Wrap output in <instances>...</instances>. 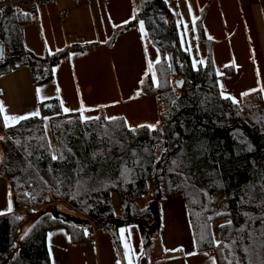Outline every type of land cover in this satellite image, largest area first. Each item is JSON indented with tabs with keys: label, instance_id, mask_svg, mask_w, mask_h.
<instances>
[{
	"label": "trees",
	"instance_id": "obj_1",
	"mask_svg": "<svg viewBox=\"0 0 264 264\" xmlns=\"http://www.w3.org/2000/svg\"><path fill=\"white\" fill-rule=\"evenodd\" d=\"M136 1L133 18L114 31L108 46L143 22L159 63L155 79L153 73L144 75L134 96L158 97L162 110L156 126L131 129L123 118L103 115L82 120L77 113L62 114L57 100L41 103L39 115L11 126H5L0 113V178L18 206L0 216V264H51L49 231L63 229L69 242L78 244L92 224L109 235L121 264L125 259L118 230L136 225L142 254L154 264L157 260L149 258L161 228V205L174 196L183 198L197 252L212 253L217 264H264V98L257 93L237 104L222 97L212 42L200 25L203 12L197 32L206 60L194 68L165 2ZM31 22V15L0 12V76L27 67L38 86L52 80V69L63 57L90 46L36 56L22 39ZM170 54L184 82L178 95L170 82ZM149 184L152 199L141 208L138 202ZM51 205L64 207L79 221L54 217ZM23 216L35 219L18 238Z\"/></svg>",
	"mask_w": 264,
	"mask_h": 264
},
{
	"label": "crops",
	"instance_id": "obj_2",
	"mask_svg": "<svg viewBox=\"0 0 264 264\" xmlns=\"http://www.w3.org/2000/svg\"><path fill=\"white\" fill-rule=\"evenodd\" d=\"M163 1L175 17L181 47L188 52L192 66L191 51L195 50L197 67L205 64L207 52L197 32L203 12L200 25L204 37L212 42L211 55L222 97L237 104L257 93L264 98L261 91L264 89V0ZM136 2L55 0L52 4L39 5L31 14L32 22L22 31L26 50L42 57L70 46L90 47L63 57L52 69V80L38 86L33 85L27 67L0 76V102L4 108L7 106V111L1 113L4 124L9 107L11 114L14 109L13 116L18 114L16 110L21 112L18 116L40 114L41 103L57 100L62 114L77 113L82 120L103 115L107 120L123 118L131 129L155 127L162 110L158 97L134 96L142 77L153 73L159 61V53L144 25L141 28V22L135 24L119 35L112 47L108 46L114 31L133 18ZM173 77L177 75L170 76L171 83L175 81ZM44 127L48 137V118L44 119ZM10 204L12 209L13 196L0 178V216L15 211L8 210ZM164 209L166 218L162 216ZM160 230L162 253L166 256L161 255L154 264H213L214 261L217 264L212 253L195 250L181 196L162 203ZM85 235L82 242L71 244L63 229L49 231L46 243L51 264H121L111 238L103 229L92 224L86 228ZM118 235L125 264H149L142 254L136 225L120 228Z\"/></svg>",
	"mask_w": 264,
	"mask_h": 264
},
{
	"label": "rangeland",
	"instance_id": "obj_3",
	"mask_svg": "<svg viewBox=\"0 0 264 264\" xmlns=\"http://www.w3.org/2000/svg\"><path fill=\"white\" fill-rule=\"evenodd\" d=\"M191 56H192V60H193V66H194V63H195V66L194 68L197 67V56H196V53H195V50H192L191 51ZM178 80L180 79L178 76L177 77H173V80ZM172 84V90L178 95L180 94L181 91H179L173 84V82L171 83ZM5 109L7 111V106L5 104ZM18 111V114L16 116L19 115V113H21L19 110H16V112ZM8 113V112H7ZM10 116H13L12 114H15L14 113V109L12 108V114H11V111H10V107H9V113H8ZM13 125V124H12ZM51 134L48 135V141H49V144L51 147H53V144H52V141H51ZM152 199V193H151V185L149 184L148 185V191L147 193L143 196V198L138 202V205L139 207L143 208L145 207L149 201ZM113 206H114V210L116 212L117 215H119V208H118V205L116 203V199L113 198ZM55 207L59 208L61 211L69 214L70 212L68 210H66L64 207L62 206H58V205H51L49 206V209H55ZM45 211V208L43 207L41 209V212H44ZM162 216L166 218V210H162ZM33 219L32 217H28V216H23L22 218V225H21V228L18 232V238H21L28 230V228L30 227V225L32 224L33 222ZM164 249V245H163V233L161 235V230L159 231L158 233V236L154 239V243H153V248L152 250L150 251V260H158L159 257H161V255L163 256H166V253L164 254V252L162 253ZM168 254V253H167Z\"/></svg>",
	"mask_w": 264,
	"mask_h": 264
},
{
	"label": "built area",
	"instance_id": "obj_4",
	"mask_svg": "<svg viewBox=\"0 0 264 264\" xmlns=\"http://www.w3.org/2000/svg\"><path fill=\"white\" fill-rule=\"evenodd\" d=\"M55 0H0V9H12L19 15H31L42 4H52Z\"/></svg>",
	"mask_w": 264,
	"mask_h": 264
},
{
	"label": "water",
	"instance_id": "obj_5",
	"mask_svg": "<svg viewBox=\"0 0 264 264\" xmlns=\"http://www.w3.org/2000/svg\"><path fill=\"white\" fill-rule=\"evenodd\" d=\"M1 59H2V46L0 45V60ZM169 60H170L171 74L172 75H176L177 71H176V68H175V65H174L172 54L169 55ZM173 84L179 91H181L182 88H183L184 82H183L182 79H179V80L173 81ZM48 107H50V105H48ZM44 108H46V106H44ZM46 204H47V201H46ZM12 209L16 211L18 209V206L15 203H13ZM51 213H52V215L54 217L62 219V220H65V221H69V222H73V223H76V222L79 221L78 218H75V217L70 216L68 214H65L63 212H60L57 209H53Z\"/></svg>",
	"mask_w": 264,
	"mask_h": 264
},
{
	"label": "snow or ice",
	"instance_id": "obj_6",
	"mask_svg": "<svg viewBox=\"0 0 264 264\" xmlns=\"http://www.w3.org/2000/svg\"><path fill=\"white\" fill-rule=\"evenodd\" d=\"M3 9H0V12H2ZM189 11L191 12V5H189ZM24 15H28L27 13H24ZM195 22V21H194ZM143 27V22H141V28ZM209 39H211V37H209ZM157 63H159V61L157 60L156 61ZM201 64L204 63V61H200ZM194 66H195V63H194ZM152 68V62L150 61L149 62V69ZM153 79H155V74L153 73ZM222 87V85H221ZM38 93H39V89L37 90ZM261 91H264V89H261ZM137 95H139V93H137ZM235 102V101H234ZM61 105H62V102H61ZM65 112L68 111L67 108L64 109ZM6 112V109L3 107V104L2 102H0V113H4ZM36 115H39L38 112H35V113H31V114H28V115H25V116H9V115H5L4 116V121H5V126H10L8 124L9 121H12V122H15V123H18L19 121L21 120H25V119H28L30 118L31 116H36ZM84 119H91V118H88V117H83ZM95 119H99V117H95ZM114 119V118H113ZM149 127H153V126H149ZM0 139H3V137H0ZM55 159V157H53ZM9 211H11V204L9 205ZM124 230L121 229V234H123ZM218 246V245H217ZM125 247H127V244L125 245ZM213 264H215V261L213 262Z\"/></svg>",
	"mask_w": 264,
	"mask_h": 264
}]
</instances>
